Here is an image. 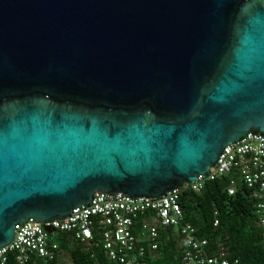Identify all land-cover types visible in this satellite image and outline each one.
<instances>
[{
	"label": "water",
	"instance_id": "water-1",
	"mask_svg": "<svg viewBox=\"0 0 264 264\" xmlns=\"http://www.w3.org/2000/svg\"><path fill=\"white\" fill-rule=\"evenodd\" d=\"M254 130L264 0H0V248L99 191L197 183Z\"/></svg>",
	"mask_w": 264,
	"mask_h": 264
},
{
	"label": "built area",
	"instance_id": "built-area-1",
	"mask_svg": "<svg viewBox=\"0 0 264 264\" xmlns=\"http://www.w3.org/2000/svg\"><path fill=\"white\" fill-rule=\"evenodd\" d=\"M229 178L228 194L236 195L240 184L250 190L255 202L258 225L264 229V134L251 131L238 142L226 146L217 165L207 177L194 184H182L158 199L131 198L116 192H96L92 203L75 209L70 216L46 222L29 220L15 228V238L0 248V264L15 255L17 264H63V253L51 235H65L71 243L98 246V240L113 264H152L148 251L158 255L161 231L175 229L182 237V264H238L209 254V241L198 237L195 226L185 220L181 206L184 191L201 192L206 182ZM160 222V227L153 224ZM218 221L215 222L217 226ZM139 226V237L134 229ZM51 232V233H49ZM145 242L147 247L139 246ZM98 264V263H96Z\"/></svg>",
	"mask_w": 264,
	"mask_h": 264
},
{
	"label": "trees",
	"instance_id": "trees-1",
	"mask_svg": "<svg viewBox=\"0 0 264 264\" xmlns=\"http://www.w3.org/2000/svg\"><path fill=\"white\" fill-rule=\"evenodd\" d=\"M229 186V178L223 177L206 182L199 193L184 191L180 203L185 220L197 228L199 238L209 241L210 255L237 260L238 264H264V229L258 225L256 200L251 191L241 184L237 194L230 196ZM216 221L219 222L217 226ZM139 230V226L134 229L137 237ZM161 232L158 255L148 251L147 258L152 264H182V237L172 228ZM63 236L59 246L62 252H70L68 264H113L100 240L98 246L90 249L77 242L70 247L67 237ZM139 246L147 247V244L139 242ZM8 264H17L14 254L9 256Z\"/></svg>",
	"mask_w": 264,
	"mask_h": 264
},
{
	"label": "rangeland",
	"instance_id": "rangeland-1",
	"mask_svg": "<svg viewBox=\"0 0 264 264\" xmlns=\"http://www.w3.org/2000/svg\"><path fill=\"white\" fill-rule=\"evenodd\" d=\"M153 224H155V226H158L160 227V222L158 220H154L153 221ZM64 236L61 235V234H58V233H54L51 235V239L55 242H57L58 244L61 242V239L63 238ZM63 264H68L69 261H70V252H66V253H63Z\"/></svg>",
	"mask_w": 264,
	"mask_h": 264
},
{
	"label": "crops",
	"instance_id": "crops-1",
	"mask_svg": "<svg viewBox=\"0 0 264 264\" xmlns=\"http://www.w3.org/2000/svg\"><path fill=\"white\" fill-rule=\"evenodd\" d=\"M67 240L69 241V246L70 247H72L71 245H72V243H71V241L67 238Z\"/></svg>",
	"mask_w": 264,
	"mask_h": 264
}]
</instances>
